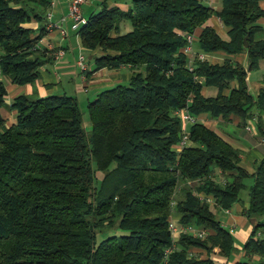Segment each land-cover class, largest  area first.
Instances as JSON below:
<instances>
[{
    "label": "trees",
    "instance_id": "1",
    "mask_svg": "<svg viewBox=\"0 0 264 264\" xmlns=\"http://www.w3.org/2000/svg\"><path fill=\"white\" fill-rule=\"evenodd\" d=\"M33 1L0 0V73L17 84L34 82L52 56L33 47L44 25L32 35L30 21L48 6L35 0L36 10ZM260 1L220 0L216 10L203 0H131L127 9L103 5L88 14L77 33L83 48L100 50L94 69L127 65L130 78L87 101L88 133L77 98L65 92L15 95L9 125L0 113V264H220L216 256L231 254L232 233L213 208L238 201L251 176L243 212L264 214V154L248 172L241 150L199 119L177 149L182 121L174 111L236 115L242 126L253 105L264 111V88L252 95L242 64L195 54L189 69L184 52V33L197 31L202 51L246 52L249 69L257 68L264 58ZM213 14L227 38L208 23ZM125 21L130 29L121 32ZM204 86L217 93L203 94ZM6 94L0 80V107ZM172 212L204 236L183 230L173 238ZM242 249L233 264H264V220Z\"/></svg>",
    "mask_w": 264,
    "mask_h": 264
},
{
    "label": "crops",
    "instance_id": "2",
    "mask_svg": "<svg viewBox=\"0 0 264 264\" xmlns=\"http://www.w3.org/2000/svg\"><path fill=\"white\" fill-rule=\"evenodd\" d=\"M48 6L44 9L40 8L38 3L34 0L30 5L36 10H43V14L41 19L36 20L34 18L30 21V26L33 28L32 35H36L38 33V29L40 26L44 25V31L41 35L42 42H51L54 46H61L65 50L64 55L55 59L53 56L47 61H45L39 67V76L34 81V89L38 93V95L43 96L51 93H61L65 92L71 95H74L77 99L85 98L86 101L92 100L96 97L98 91L104 87L109 85H113L115 83L128 82L130 78V69L127 65H122L119 68L112 69L107 67H101L98 69H94V63L90 64V58L94 62V55L100 53L98 48L93 50H88L83 48L79 41V36L76 29H73L71 25V19L66 16L67 15V4L68 0H47ZM206 4L212 6L214 9H220V0H203ZM131 4V0H85V2L81 5L82 15L87 17L89 13L99 10L103 5L106 6H118L121 9H127ZM259 5L264 8V0L259 2ZM41 10V11H42ZM52 11V20H57L61 16H65L63 21V26L66 29V35L61 37L56 29L48 30L45 28L46 23V13L47 11ZM257 21L261 24L263 28L264 36V16L257 19ZM208 23L212 25V27L219 33L221 36L227 38V27L221 22L220 18L213 14L208 19ZM130 29V23L128 21L122 22L119 25V30L122 32ZM197 31L194 34V41L192 44L193 50L198 51L204 54V58L209 60L212 63H221L223 59L230 58L232 61H237L244 66L247 71V82L248 74L250 69L248 56L246 52H237L232 54H227L222 50H215L213 52H204L202 51L198 45L196 40ZM87 52L88 55L85 53ZM79 53L84 55L86 70L81 71L79 66L77 65V58ZM264 62V58L259 60L260 63ZM264 66V65H263ZM31 83L25 84H17L11 83L6 87V99L5 103L0 107V113L5 119V123L7 125L11 124L15 120V110L10 107V103L12 98L19 94H26L29 88V91L32 90L30 85ZM234 84V82H232ZM252 85L255 90V95H257L260 88H264V74L261 76H256L254 79L252 78ZM250 90V86H249ZM224 92H227L226 90ZM251 92V90H250ZM202 93L205 94V87L202 88ZM252 93V92H251ZM91 94V98L88 96ZM252 95H254L252 93ZM254 95V96H255ZM85 96V97H84ZM256 115L253 114L252 118H255ZM257 121L260 118L257 115ZM198 119L201 120L206 126L211 129H214V125L216 121H224L228 120L223 119L221 116L218 117H210L206 113H201L198 115ZM251 119V118H249ZM247 119V120H249ZM229 121L237 124L239 121V117L236 115H231ZM90 122V121H89ZM247 124V123H245ZM244 124V125H245ZM246 129V128H245ZM215 130V129H214ZM247 130V129H246ZM248 132H252L251 130H247ZM219 134V133H218ZM220 135V134H219ZM221 136V135H220ZM230 136V135H229ZM222 137V136H221ZM232 146L237 147L241 150V159L239 164L244 167L248 172H252L256 167L257 163L263 157L264 151L256 149L254 146L247 147L243 143H237L238 141L233 137H222ZM262 139V138H261ZM259 140L261 144L264 142ZM264 139V138H263ZM220 174L219 170L215 171ZM248 201L234 202L229 208H225L227 215V220L225 223H222L224 227L227 229L231 228V233L235 232V235L239 237L243 242L248 237L252 226L256 223L247 215L244 214L243 210L247 207ZM170 220L172 222H178V215L172 212L170 216ZM235 246V244H234ZM195 251H202L203 255H205V251L201 249H194ZM215 259L220 264H233L236 260L231 261L223 258V256H216Z\"/></svg>",
    "mask_w": 264,
    "mask_h": 264
},
{
    "label": "rangeland",
    "instance_id": "3",
    "mask_svg": "<svg viewBox=\"0 0 264 264\" xmlns=\"http://www.w3.org/2000/svg\"><path fill=\"white\" fill-rule=\"evenodd\" d=\"M85 53L88 55L87 52H85ZM93 63H94L93 60L90 58V64L92 65ZM263 65H264V62L263 63L261 62L260 67H259V61H258L257 68L250 69V72L248 74V81H249L250 90L254 95H255V93H254L255 90H254L253 85H252V78L254 79L256 76L262 77V75L264 74V66ZM0 80L3 81L5 86H8L9 84L12 83L10 81V79L2 73H0ZM122 83H127V82H122ZM30 85L32 87V90L29 91L28 87H30V86H27L28 91L26 94L31 98H35L38 96V93L34 89V82H32ZM109 86H112V85H109ZM204 87H205V95H207V96H214L217 93V89L214 86H204ZM88 96L90 97L91 94ZM77 101H78L79 109L81 111L83 128L88 133L89 129H90V122H89L88 112H87V108H86L87 101L85 98L77 99ZM251 111L253 112V114L256 115V117H257V115H259L260 118L258 119V121H259L260 126H262V128L264 130V111H260L257 108V106H255V105H253L251 107ZM256 117L251 118L249 120H246V123L251 125L252 132H248L244 126L235 124L229 120L227 122L216 121V123L214 125V129L222 137H225V136L230 137L231 136L238 141L237 143H241V144L243 143L247 147L254 146L256 149L263 152L264 151V144H261L259 142V140L261 138H264V132L259 130L258 123H257L258 121H257ZM189 125H190V123L187 124V128L189 127ZM101 174L102 173H97L98 177ZM244 182H245L246 186L244 188H242L239 192V198H240L239 201L247 203V201H248V186L252 183V177L251 176L245 177ZM173 200L174 201L176 200V195L173 197ZM213 210L215 212L216 217L220 220V222L225 223L227 220V215H228V213L226 212V209L225 208H213ZM249 217L253 221L255 219L256 222L259 220H261V221L264 220V214H253V215H250ZM232 236H233L235 248L231 252V254H229L228 256H223V258H225L227 260H231V261L243 259L244 258V252L242 249L243 241L235 235V232H232Z\"/></svg>",
    "mask_w": 264,
    "mask_h": 264
},
{
    "label": "built area",
    "instance_id": "4",
    "mask_svg": "<svg viewBox=\"0 0 264 264\" xmlns=\"http://www.w3.org/2000/svg\"><path fill=\"white\" fill-rule=\"evenodd\" d=\"M83 2H85V0H68L66 16H68L71 19L70 26L76 30L79 28L81 24H83L86 21V17L82 15V11H81V5ZM51 16H52V11L50 10L47 11L45 28L48 30L56 29L59 35L61 37H64L66 35V29L63 26V21H64L65 16H61L57 20H52ZM184 34L186 38V45L184 47V52L188 57V67L189 69H192V65L190 64V62L193 56L196 54L198 58L202 59L204 58V54L193 50L192 44L195 39L194 35L192 33H184ZM33 47H36V48L46 47L50 49L51 55L55 59L61 58L65 53V50L63 49V47L61 46L56 47L51 42L43 43L41 37L36 41ZM76 62L79 68L81 69V71L86 70V63H85L84 55L82 53H79ZM174 113L178 117H180L182 121V133L177 143V149H180L182 146L188 143L187 124L198 120V117L191 114L186 107L176 109ZM244 127L249 131L251 130L250 124H245ZM261 141L264 142V139L262 138ZM205 198L206 200L211 201L210 197L207 196ZM169 228H170L173 238H176L178 234L183 230L191 231L195 235H198L201 237L204 236V233H205V230L202 228H196L192 225H183L179 222L175 223V222H172L171 220H170ZM229 231H231V228L229 229Z\"/></svg>",
    "mask_w": 264,
    "mask_h": 264
},
{
    "label": "water",
    "instance_id": "5",
    "mask_svg": "<svg viewBox=\"0 0 264 264\" xmlns=\"http://www.w3.org/2000/svg\"><path fill=\"white\" fill-rule=\"evenodd\" d=\"M247 36H248V33H246V34L243 36V43H244L245 46L247 45ZM247 56H248V55H247ZM247 69H249V67H247Z\"/></svg>",
    "mask_w": 264,
    "mask_h": 264
}]
</instances>
